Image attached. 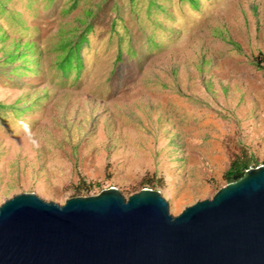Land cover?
I'll use <instances>...</instances> for the list:
<instances>
[{"label": "rangeland", "instance_id": "1", "mask_svg": "<svg viewBox=\"0 0 264 264\" xmlns=\"http://www.w3.org/2000/svg\"><path fill=\"white\" fill-rule=\"evenodd\" d=\"M86 23L65 76L60 42ZM256 59L264 0H0V205L87 184L156 190L172 216L211 199L242 151L264 165Z\"/></svg>", "mask_w": 264, "mask_h": 264}, {"label": "water", "instance_id": "2", "mask_svg": "<svg viewBox=\"0 0 264 264\" xmlns=\"http://www.w3.org/2000/svg\"><path fill=\"white\" fill-rule=\"evenodd\" d=\"M0 264H264V165L177 216L147 188L63 205L15 195L0 205Z\"/></svg>", "mask_w": 264, "mask_h": 264}, {"label": "trees", "instance_id": "3", "mask_svg": "<svg viewBox=\"0 0 264 264\" xmlns=\"http://www.w3.org/2000/svg\"><path fill=\"white\" fill-rule=\"evenodd\" d=\"M189 1L194 2V0ZM91 28V24L86 23V27H84V29H82L79 33L74 34L72 37L65 38L60 42L59 47L63 54H60L59 56L60 60L57 63V69L62 71L63 75L67 76L71 70H76V73H78L81 69V50L83 48V44L88 41L86 33L90 31ZM23 55L24 50L18 51L17 45L15 44L14 50H11L8 54H6V59L9 62H12L20 57H23ZM262 62H264V59H256L254 61V65L256 68L264 70V66L261 65ZM17 68H19V66L14 67V70ZM255 164L256 160L253 156L246 151H242L231 161L230 165H228L229 168L224 173V179L231 182L234 176H242L247 169L251 166H255ZM144 185H146V183H144ZM93 188L94 186L92 184L77 186L75 189V196L88 195Z\"/></svg>", "mask_w": 264, "mask_h": 264}]
</instances>
